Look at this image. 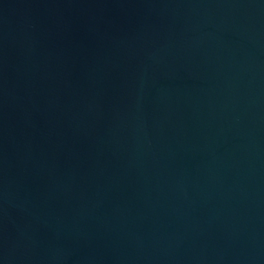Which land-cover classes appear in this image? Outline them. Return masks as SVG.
<instances>
[{
	"label": "water",
	"instance_id": "95a60500",
	"mask_svg": "<svg viewBox=\"0 0 264 264\" xmlns=\"http://www.w3.org/2000/svg\"><path fill=\"white\" fill-rule=\"evenodd\" d=\"M0 264H264V0H0Z\"/></svg>",
	"mask_w": 264,
	"mask_h": 264
}]
</instances>
